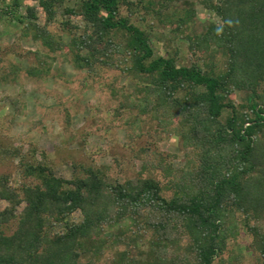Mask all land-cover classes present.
Listing matches in <instances>:
<instances>
[{"label":"trees","instance_id":"16d2710c","mask_svg":"<svg viewBox=\"0 0 264 264\" xmlns=\"http://www.w3.org/2000/svg\"><path fill=\"white\" fill-rule=\"evenodd\" d=\"M66 1L68 18L81 16L67 41L47 29L35 38L51 51L66 45L78 69H120L134 87L120 88L118 108L182 129L187 163L175 168L145 144L136 151L145 175L112 181L87 166L65 178L43 158L5 151L24 181L16 191L0 176V264H215L239 233L237 212L251 234L247 250L264 264V0H201L219 22L200 31L190 27L194 7L177 0ZM59 2L39 0L48 20ZM159 26L186 44L187 64L177 51H156ZM236 88L250 91L240 115L225 100Z\"/></svg>","mask_w":264,"mask_h":264},{"label":"rangeland","instance_id":"374dc122","mask_svg":"<svg viewBox=\"0 0 264 264\" xmlns=\"http://www.w3.org/2000/svg\"><path fill=\"white\" fill-rule=\"evenodd\" d=\"M188 1L189 4L184 0L171 4L194 7L192 30L200 31L210 20L219 22L201 0ZM67 5L70 1L57 3L54 17L48 20L39 0H0V176L4 175L8 185L20 191L24 179L16 167L18 158L3 154L17 151L27 159L43 158L56 175L65 178L81 175L85 167L92 166L112 181H124L145 175L138 173L143 158L136 155L145 144L161 151L173 167H183L190 147H184L182 129H157V121L149 116L139 114L141 120H136L134 109L118 108L120 88L134 87L120 69H78L66 58V45L51 51L35 38L36 29H47L67 41L68 27L81 24L80 15L68 18L64 10ZM148 21H152L150 15L141 22ZM154 32L152 44L157 52L166 54L167 48L177 51L178 63H188L186 44L176 39L170 26H159ZM218 62L222 65L221 60ZM37 65L42 67L41 72L36 76L27 73L29 67ZM249 92L248 88H236L225 97L238 115L245 113L241 105H245ZM246 112L249 115L250 111ZM231 113L226 108L219 121L225 123ZM235 216L239 233L229 238L215 264H258L255 253L247 250L251 234L241 224L239 212ZM14 227L11 224L10 230ZM136 251L132 247L131 253Z\"/></svg>","mask_w":264,"mask_h":264}]
</instances>
